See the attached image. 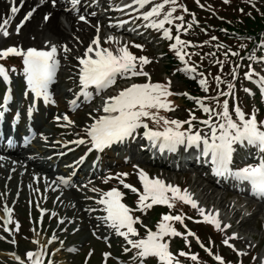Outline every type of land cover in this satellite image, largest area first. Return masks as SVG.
Wrapping results in <instances>:
<instances>
[{"label":"rangeland","instance_id":"obj_1","mask_svg":"<svg viewBox=\"0 0 264 264\" xmlns=\"http://www.w3.org/2000/svg\"><path fill=\"white\" fill-rule=\"evenodd\" d=\"M164 2V15L160 14V0H133V2L136 3H140V7H139V11H140V17L142 19V21H144V23H152L151 26L154 27V31H158V30H162V27H160V25L163 23H166V25L168 24V21L170 20V18H174L172 21H175L176 23H178L177 25H180V20L183 22V24L188 21L187 18H184L183 14L182 17L180 15V6L177 3V0H161V4H163ZM218 4L220 7H224V5H226V8H230L231 11H237V8L239 5H241V3L243 2V0H217ZM215 0H186L184 6H182V12L184 13L186 11L185 7L189 6L191 10L186 11V12H195L200 21H203L205 19H209L212 20L211 16H207L203 10H207L208 12H213L216 13L217 12V4L214 3ZM156 12L151 13L150 11L155 10ZM229 11V13L232 15V12ZM11 12L12 9L10 11V14H8L7 18L5 19V21L3 22L2 26L0 27V38H5L6 36H8L10 34V32L12 31V28H8V24L11 21ZM160 14V15H159ZM166 18V20L164 19V17ZM80 20L84 21V18H80ZM175 23V24H176ZM149 27V30L152 27ZM185 26V24H184ZM166 32V31H163ZM167 33V32H166ZM165 33V34H166ZM186 35V31L184 32ZM164 34V35H165ZM192 38H195V35H192ZM96 35H90L88 37V39L85 42V46L83 49V54L79 55L76 54L74 57V60L76 61L77 64H74L73 61L71 60H65V63L67 64H73L77 69H81V67H79L78 63H83L84 58H85V54L86 52H88V50L92 49V48H96L99 49V45L98 43L96 44ZM166 40H169V36ZM102 43L106 42L104 45V49L101 50V52L103 54H109L112 58H113V62L110 63L111 66L115 67V69L111 70V71H107L104 75H108V76H119V77H123V78H128V77H132L133 78V85L137 84L139 82H144L145 80H149L150 78H152L151 74L153 73V71L148 68L146 69L143 64V60L138 61L137 59L133 62H128L131 59H133V57L130 55L128 48L130 47V45H118L115 44V46H112V44L108 42V36L106 35L105 37L102 38V40H100ZM123 41H126V39H124ZM6 44L3 46H0V56L4 53H6L7 50H10V48L8 46H11L12 41L10 39H6ZM199 45V44H198ZM174 46V44H173ZM191 45H187L185 46L186 49H189ZM127 48V49H126ZM143 48H145L147 50V55L150 59L151 64L153 65V69L154 72L157 73V75H155V77L157 79H161L163 81H165L167 87L170 88L171 91L176 92V91H180L183 87V78L182 76H179L175 70H173V72L168 73V74H163V69H161V65L160 62L162 60H159V58H161V56L157 53V51L153 50L150 46H144ZM130 49V48H129ZM68 52H70L71 50L68 49ZM177 52L178 54H181L177 49L174 51ZM26 53V52H25ZM24 53H22L23 55ZM206 56V55H205ZM208 65H211V57L209 55L206 56ZM141 60V59H140ZM109 65H105L104 67H108ZM133 66V67H131ZM211 66H214V64H212ZM248 66V65H246ZM264 66V61L261 63L260 67L263 68ZM142 67V68H141ZM105 69V68H104ZM63 71V70H62ZM62 71L58 72V76L57 78H60V75L62 74ZM66 71V70H65ZM71 72H75L74 70H68ZM256 71V70H255ZM252 72H254V70H252ZM258 72V71H257ZM256 72V73H257ZM194 76H196V74L194 72H192ZM255 73V72H254ZM101 75V76H104ZM8 76H10L12 79H16L19 80L21 77L24 78V75H20V73H18L16 70H11V72H9ZM79 78H78V84L81 86V88L74 90V91H69L68 92V96L64 97V101L71 103L72 99L74 97H77V95L80 93L82 86L86 85V81L82 82L80 80V76L81 74L79 73ZM100 76V77H101ZM260 78V77H259ZM263 79V78H261ZM258 81V80H256ZM58 82V81H56ZM128 86L130 84H132L131 82H127ZM127 86L121 90L120 94H118L116 92V96L114 97V100H118L120 95H122V99L120 100V104L118 106V108L121 107V105L126 104L127 101L130 98V93L127 91L126 89ZM56 90L59 91H63L64 87L62 85H58V88ZM264 92V90H263ZM89 94H83L81 96L82 100L88 98ZM254 97L253 92L251 91L248 96H245V99H249L250 97ZM252 104L255 102L252 99ZM75 99V98H74ZM77 105H80V102L76 103ZM236 102L234 100H230L228 102V106H230V111L232 113H236L237 110V115L238 118L237 120L239 122H241L242 124V129L241 131H238V133H243V132H248L250 133L251 130H255L254 127H257L256 125L260 124L263 125L264 123V114L262 116V118L260 117V122L256 123V124H251L252 119L254 118V116H256V112L253 113L252 115V109L255 110V105L253 104V106L250 107V117L251 118H244L243 113L241 114V108L235 110V105ZM173 105L172 103V99L168 98V97H162L160 99H156L155 101H151L148 104H142L141 106L143 107L144 111H156L158 109H164L162 112H154L152 115L155 116L157 119H163L164 116L168 117L169 114V118H171V120L174 121H180V123L182 124H189L192 122L193 117L188 114L186 111L183 110H176L173 112H169V109L171 108V106ZM91 105H88V107H90ZM238 106H240L238 104ZM257 107V105H256ZM94 110V107H93ZM228 111V109H227ZM42 116L45 115V113H47V109H44V111H42ZM229 114V111L227 113ZM106 116V115H103ZM86 117H91L94 120H97L98 117L94 116L91 113H87L84 112V116H77L76 118L78 122H80V125L83 126L86 123ZM133 113H127L125 111H123L122 114V118H120L119 120H115L114 122H119L121 121L122 124H124V131L126 132H132L134 127L132 126L133 121ZM137 120H140L137 119ZM229 120V119H227ZM215 122V121H214ZM207 124H209V121L206 122ZM215 123L211 124L213 127V125H215ZM49 123L46 122V126L48 127ZM51 127V125H50ZM50 133L55 137V130L50 128L49 129ZM236 131V130H235ZM210 132L206 131L205 129H200L197 134L194 136L195 139L197 140H205L208 139V134ZM264 133V130H263ZM188 136L190 137L191 134H189L187 132ZM204 136V138H203ZM229 135L227 134V137ZM223 138L226 139V137L224 136ZM236 138V137H235ZM228 140V145L230 146L232 142L237 143L238 139H235L234 141ZM227 144H224V146H226ZM135 166V165H134ZM133 165L131 166H120L118 168H115L114 170H112V177L108 178L109 180H106V178L103 176L101 179H98V184L97 186L101 187L103 186L104 188H107V185L110 184H114V182L111 183V181H116L117 179H125L127 180L130 184H132L133 186V182H137V186L134 187L136 190H139L141 193L143 192L144 189V184L143 182H141L140 180H138V175L140 173H142V171L140 170V172L135 171L133 169L134 167ZM162 173L161 171H157V174ZM165 176V175H164ZM167 178L166 181H164L163 179H157L155 177V175H151L149 177V181L151 184H155L156 186L159 187H163L165 189H172L173 194H175V196L178 198H182L184 201H186L190 207L193 209L191 210L193 215H195L196 217L199 218V220H205V222H212L213 226H216V229L219 230L221 236H220V246L222 248H224V246L228 247L227 249L230 250L231 252H233L231 254V259L228 258L229 260H231L232 262H241L239 264H264V235L261 236L260 232H257V236L260 237V242H259V238L257 237L256 239L252 240L250 239L251 235L256 233V230L254 228L253 224H247L244 227H241V231H239V229H228V223L226 220H214L212 219L209 215H204L203 214V210H206L207 212H219L217 209H215L214 207L211 206V202H209L208 206L206 205V202L204 200H202V202H193L191 201L188 196L192 195L193 193H191V188L190 186H185L186 188H184L183 190H181L179 192V187L177 185H172L169 183V180L173 183V180L175 179L174 175H170V176H165ZM146 179V177H145ZM178 179V183L183 181V178L181 176L177 177ZM120 182V181H119ZM144 183H146V181H144ZM116 185V184H114ZM95 187V189L92 191L93 193H95L97 196H99L100 198L98 199V201L101 200H106L108 202H110V208L114 209L116 211V213L119 215L120 218V222L117 220L116 223L119 224V228L117 229L118 234H116L113 238L111 239H107V237L105 236V234H102V230L99 228L98 224L95 223V218L91 219V216H85L80 214L79 212H73L74 214H71L69 212V210H58L56 211L55 209H50L49 212L47 213V215L44 218L43 223L40 225H38L37 222V216L39 214L40 211L45 210V208L43 207V205H41L40 203H42L43 201V196L40 195L38 192H35L34 196L36 195L39 197V204L33 203V200L31 197V195H29V199H24L22 194L20 196V199L17 202V205L14 207V213H13V224L18 220V222H20V224L22 223V226H20L19 228V235H20V240H21V244L19 245L20 240L17 243V247L11 246L9 243L11 242V240L13 239V237L9 236L8 234H4L1 229H0V243H4L7 244L9 246V251L8 250H4L7 249V247L3 248L4 251H2V249L0 248V264H15L14 262L11 261V259H9V252L12 251H16L20 256L25 257L26 258V262L29 261L31 253L35 250H41V248H43V254L45 252H49L50 249L52 250V256L53 259L51 260V264H78L79 263V259L82 257L83 254L88 253L90 254L91 257V261L90 264H101L104 263V260L107 259L108 260V256H112L116 259L122 258L123 260L127 261L130 258V254L128 253L129 248H131L132 244L131 242L133 241V239L136 237V235L134 234V232L131 229V222L129 220L126 219V212L129 211V209L131 208L130 204L127 203L128 199H124L125 203L121 204L119 199L116 197L115 193H104L101 190L98 189V187ZM148 186V185H147ZM192 187V186H191ZM198 192V190H196ZM32 192V190H31ZM150 193V192H149ZM195 193V191H194ZM131 194V193H130ZM135 194V193H133ZM7 193H0V202L3 203V200L6 198ZM69 199H73L72 203L75 202V199L73 197H71L69 195V193L67 194ZM36 196V197H37ZM200 197V195H199ZM201 198V197H200ZM34 199V198H33ZM188 199V200H187ZM14 199H10V202H12ZM27 200L31 203H27ZM11 204V203H10ZM34 204V205H33ZM12 205V204H11ZM27 205H32V208L34 210V213H29L27 214L26 208ZM59 205V204H58ZM73 205V204H72ZM72 205H70V209H72ZM73 210V209H72ZM104 210L107 211L108 208L104 207ZM27 216V217H26ZM224 217L229 218V214L224 215ZM226 218V219H227ZM65 221V224H61L59 225L61 222ZM251 223V222H250ZM115 225V224H114ZM148 226L150 229H152L153 227V223L151 222V220L147 219L146 222L143 223V227ZM56 228L55 231H52ZM40 229V231H39ZM52 231V232H51ZM96 233L98 236L93 235V233ZM264 233V230H263ZM29 234V235H28ZM239 237L237 238L238 235ZM26 235H28L26 237ZM60 237H56L59 236ZM62 236V237H61ZM204 236V233H203ZM31 238V240H29V238ZM237 238V240H234V238ZM52 239H59V243L57 246H51L53 244V241H51ZM205 242L207 241V239H203ZM0 244V245H1ZM218 246V242L216 243ZM216 244H214V249L216 248ZM224 245V246H223ZM69 246H76V248H78V250H75L76 252L72 253L73 257H66V260L64 259L63 255L64 254H68L69 249H67V247ZM49 248V249H48ZM220 247H218V250H221L222 253H224L226 256L229 255L228 251H224L222 249H219ZM8 251V252H6ZM81 253V254H80ZM166 253V251H164V254ZM80 254V256H78ZM171 254L169 255V259H170ZM68 259V260H67ZM114 262V261H113ZM120 262V260H119ZM110 264H119V263H110ZM231 264V263H230ZM238 264V263H237Z\"/></svg>","mask_w":264,"mask_h":264},{"label":"bare ground","instance_id":"obj_2","mask_svg":"<svg viewBox=\"0 0 264 264\" xmlns=\"http://www.w3.org/2000/svg\"><path fill=\"white\" fill-rule=\"evenodd\" d=\"M89 2L90 0H80L75 10L64 12L62 9L64 4L61 1L51 4V0H0V26L10 13L11 6H13L14 10L9 23V28H12V31L8 36L12 41V48L18 51L28 50L41 54L46 53L52 59L54 58L55 68L58 71L67 67L72 68V65H67L65 60L74 61L76 54L81 55L83 53V45L94 32L95 22L97 21V19L88 18L87 22L84 23L79 21L75 15V12H82L86 15L88 10H83V7ZM11 3L13 4L11 5ZM60 16L63 17V21ZM6 38L0 39V46L5 44ZM68 49L71 51L68 52ZM111 61L112 57L109 54H101L99 50H94L87 55L85 60L89 65L92 64L94 68H102L103 65ZM77 87L78 85L75 83L69 88L75 89ZM55 89L56 80L49 86V91L53 93ZM62 96H67V93L58 92L56 95L57 100ZM46 102L53 103V96L48 97ZM30 110L33 109L30 108ZM29 116L31 119L34 115L29 114ZM48 116L39 120L40 123L36 127L38 138L34 139L27 151L28 157L12 150L10 152L17 155L13 161L18 163L0 159V190L6 188L9 196L19 199L22 194L20 191H29L34 186L31 179L36 177L38 181L35 185L47 184V195L51 196L55 192L61 193L64 190H69L71 192L70 196L75 199L71 207L73 210L71 209L69 212H79L82 215L91 216V219H93V211H90L86 206L90 200H83L78 197V194L84 193L87 187H92L95 184L96 174L92 170L93 165H87L89 174L85 177L82 167L86 164L87 155L83 159H79L81 151L78 147L75 148V146L69 145L65 150H62L64 147L58 144H67V142L63 140L52 141L50 132L48 130L45 132L43 128L45 119ZM69 119L75 122L74 118ZM107 125L108 120L106 119L103 128ZM75 132L79 135L82 133L81 130ZM111 132L110 135L99 134L98 132L95 142L92 143L93 148L99 150L100 148H122V137L119 136L118 128H114ZM66 136L67 139H71L70 134ZM118 136L119 138H117ZM56 145H58L57 148ZM127 148L129 152H134L136 145ZM103 153L99 154L98 161L103 159ZM47 162L48 164H46ZM72 170L74 172L70 173L68 178L62 180L63 175ZM83 185L85 186L83 187ZM192 187L198 190L201 200L206 203L211 202L213 206L226 213L231 212L232 218L238 216L239 210L231 208V203L227 201L225 195L216 194L214 189L203 186L201 181L193 182ZM60 198L62 201H66L65 198ZM69 203L71 204L72 201H69ZM205 214H208V212H205ZM208 215L215 217L214 214L209 213ZM95 223L110 237L114 235L115 229L109 221L99 219ZM239 225L242 227L245 223L241 221Z\"/></svg>","mask_w":264,"mask_h":264},{"label":"trees","instance_id":"obj_3","mask_svg":"<svg viewBox=\"0 0 264 264\" xmlns=\"http://www.w3.org/2000/svg\"><path fill=\"white\" fill-rule=\"evenodd\" d=\"M259 2L257 11L253 10L255 14L252 19L244 18L240 25L239 23L229 24L232 37H235L239 44H243L244 50L247 51L254 48V45L258 52L264 49V0H259ZM260 42L262 46L257 45V47L256 44ZM201 255L204 257L202 253Z\"/></svg>","mask_w":264,"mask_h":264}]
</instances>
